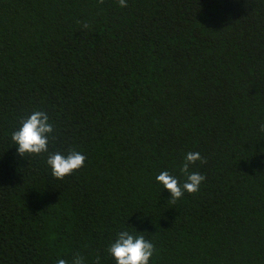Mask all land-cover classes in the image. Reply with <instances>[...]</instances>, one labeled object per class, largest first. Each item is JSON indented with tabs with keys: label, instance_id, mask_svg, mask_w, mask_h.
I'll return each mask as SVG.
<instances>
[{
	"label": "trees",
	"instance_id": "1",
	"mask_svg": "<svg viewBox=\"0 0 264 264\" xmlns=\"http://www.w3.org/2000/svg\"><path fill=\"white\" fill-rule=\"evenodd\" d=\"M34 110L84 167L17 154ZM261 124L264 0H0V264H116L123 230L149 264H264ZM189 152L206 179L172 203Z\"/></svg>",
	"mask_w": 264,
	"mask_h": 264
},
{
	"label": "clouds",
	"instance_id": "2",
	"mask_svg": "<svg viewBox=\"0 0 264 264\" xmlns=\"http://www.w3.org/2000/svg\"><path fill=\"white\" fill-rule=\"evenodd\" d=\"M98 2L103 4L104 0H98ZM118 4L122 8L127 7V0H118ZM88 27L87 23L83 24V28ZM20 125L11 135L17 148V154L24 158L25 155L36 157L48 153L49 140L55 139L52 136L54 126L50 122L48 114L44 111L34 110L26 119L20 121ZM260 130L264 132V124H261ZM85 160L86 156L82 152L72 149L67 155L60 152L48 153L46 163L50 167L53 177L63 180L66 176H70L84 167ZM197 161L200 164L207 163L199 152H189L185 155L180 168V173L185 178L183 184L180 183L178 177L168 171L157 175V182L170 192L172 203L183 197L185 192L195 194L200 190L206 177L199 172L190 170ZM107 251L116 264H149L157 249L144 235L123 230L116 234L114 242L110 244ZM57 264H69V262L61 258L58 259ZM71 264H85V257L77 253L72 258ZM94 264H100L99 257L96 258Z\"/></svg>",
	"mask_w": 264,
	"mask_h": 264
}]
</instances>
